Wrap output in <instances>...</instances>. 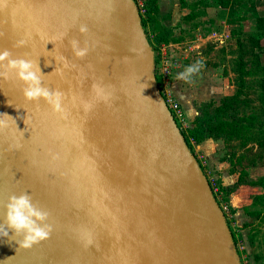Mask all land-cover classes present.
Returning a JSON list of instances; mask_svg holds the SVG:
<instances>
[{
  "label": "water",
  "instance_id": "water-1",
  "mask_svg": "<svg viewBox=\"0 0 264 264\" xmlns=\"http://www.w3.org/2000/svg\"><path fill=\"white\" fill-rule=\"evenodd\" d=\"M73 38L89 50L83 59L71 53ZM4 49L38 62L42 85L65 93L67 115L26 100L14 73L0 78V115L15 121L0 117V223L7 197L28 192L53 226L30 249L8 229L0 264H242L157 87L135 0H0ZM94 84L111 93L107 102Z\"/></svg>",
  "mask_w": 264,
  "mask_h": 264
},
{
  "label": "rangeland",
  "instance_id": "rangeland-1",
  "mask_svg": "<svg viewBox=\"0 0 264 264\" xmlns=\"http://www.w3.org/2000/svg\"><path fill=\"white\" fill-rule=\"evenodd\" d=\"M135 1L139 7L144 3ZM155 1L157 22L170 32L167 42L160 43L155 52V73L162 80L157 87L180 103L184 115L178 119L180 127L189 129L184 106L191 109L194 122L199 110L208 106L213 113L234 95L237 102L228 110L229 120H242L250 127L236 137L226 134L192 144L218 198L221 200L220 186L233 189L227 203L221 200V207L235 234L241 263L264 264V154L256 142L264 133L262 91L256 85L262 74L251 62L257 54L264 65V28L257 20L264 19V0H250L244 16L236 6L222 8L217 0ZM257 37L259 47L253 48ZM240 61L246 62L243 87ZM188 67L197 71L187 80L178 79Z\"/></svg>",
  "mask_w": 264,
  "mask_h": 264
},
{
  "label": "clouds",
  "instance_id": "clouds-1",
  "mask_svg": "<svg viewBox=\"0 0 264 264\" xmlns=\"http://www.w3.org/2000/svg\"><path fill=\"white\" fill-rule=\"evenodd\" d=\"M78 31L86 33L88 28L86 25H81ZM25 43L24 40H20L14 46L21 47ZM68 43L73 56L83 59L88 54L87 46L81 47L79 40L73 38ZM62 59L66 61V58L62 57ZM64 67H68L67 62H65ZM195 71H197L195 67H188L177 78L187 80ZM12 73H14L15 80L22 83L21 91L26 100L31 102L43 100L50 106L53 113L62 116L67 115L64 107L65 93L60 90H50L42 85L44 75L38 66V62L24 58L14 59L11 52L4 49L0 51V78L7 80ZM92 87L99 99L105 102L110 99L111 93L105 92L102 86L94 84ZM84 106L86 110H89L92 105L84 102ZM0 117L10 116L3 114ZM11 119L13 120V118ZM6 126L7 122L0 119V130ZM4 209L3 222L0 223V237H8V229L12 230L13 236H22V239L16 240L18 247L22 249H30L34 244L49 238L53 230L52 224L46 222L49 220L50 213L41 208L37 202H34L30 193L22 192L19 195L8 196ZM86 243L91 244L92 241L89 239Z\"/></svg>",
  "mask_w": 264,
  "mask_h": 264
},
{
  "label": "trees",
  "instance_id": "trees-1",
  "mask_svg": "<svg viewBox=\"0 0 264 264\" xmlns=\"http://www.w3.org/2000/svg\"><path fill=\"white\" fill-rule=\"evenodd\" d=\"M222 8H228L230 5H246L250 2V0H217ZM158 11L157 3L155 0H144V12H140L141 14V21L144 27V30L147 34L148 40L152 45L154 51L156 52L158 49V45L160 43L167 42L169 31L161 27L156 19V14ZM258 22L260 23V28H264V19L259 17ZM157 27V28H154ZM150 28L153 33V38L150 37ZM259 39L258 37L254 39L253 48L259 47ZM261 52L264 53V48H261ZM245 54V53H244ZM252 63L256 64V68L259 69L262 76L257 80V87L262 91V96L259 98L260 102V111L264 115V65L261 64L259 56L256 54L251 61ZM245 61H240L239 63V70H240V79L242 83V87L245 84L243 81V75L245 73ZM157 83L160 84L162 82L161 77L156 76ZM239 93V92H238ZM237 93V94H238ZM236 95L233 97L224 100L222 105L216 107L213 110V113L208 112V106L204 107L202 110H199L198 115L194 120V127L191 129H183L181 128V132L185 137V140L189 146V148L193 151V144L194 141L196 144L203 142L207 138H218L221 136H229L236 137L239 136L241 133L249 131L250 127L247 125H243L241 122L242 120H229V109H232L235 106L234 103L237 102L235 98ZM256 142L258 147L262 149L264 154V133H260L259 136L256 138ZM262 154V153H261ZM200 163V162H199ZM201 168L203 166L200 163ZM204 171V169H203ZM213 189V187H212ZM216 200L218 201L219 205L221 206V200L228 202L229 195L233 192V189L229 186H220L218 190V194L221 195V200L218 198L217 193L213 190ZM228 225L231 229L232 236L234 242L236 244L235 234L231 228L229 221L227 220ZM237 248V246H236ZM238 250V249H237ZM238 254L241 259V254L238 250Z\"/></svg>",
  "mask_w": 264,
  "mask_h": 264
},
{
  "label": "built area",
  "instance_id": "built-area-1",
  "mask_svg": "<svg viewBox=\"0 0 264 264\" xmlns=\"http://www.w3.org/2000/svg\"><path fill=\"white\" fill-rule=\"evenodd\" d=\"M136 4H137L140 12H142V9H144V3L141 4V7H139L137 1H136ZM164 75L165 76L167 75V71L164 72ZM164 99H165V102L168 105L170 111L172 112L176 122L178 123L179 118H184L182 107H181L180 103H178L175 99H173V97L169 98V97L164 96ZM179 127H180V125H179ZM209 182H210V180H209ZM210 184H211V182H210ZM211 187H213L212 184H211ZM212 190H214V188Z\"/></svg>",
  "mask_w": 264,
  "mask_h": 264
},
{
  "label": "crops",
  "instance_id": "crops-1",
  "mask_svg": "<svg viewBox=\"0 0 264 264\" xmlns=\"http://www.w3.org/2000/svg\"><path fill=\"white\" fill-rule=\"evenodd\" d=\"M248 5L249 4H246V5H234V6H236L235 8V10L236 11H238V12H240L241 14H243V16L245 15L244 14V11H246V10H248ZM242 16V15H241ZM176 96V95H175ZM178 96V98L180 99V95L178 94L177 95ZM184 106V105H183ZM184 108H185V111H186V116H187V118H189L188 119V121H187V124L189 125V129L190 128H193L194 127V122H193V119H191V116H193L192 115V111H191V109L190 108H188V107H186V106H184ZM183 108V109H184ZM207 142H209V141H207ZM206 142V143H207ZM198 145V144H197Z\"/></svg>",
  "mask_w": 264,
  "mask_h": 264
},
{
  "label": "bare ground",
  "instance_id": "bare-ground-1",
  "mask_svg": "<svg viewBox=\"0 0 264 264\" xmlns=\"http://www.w3.org/2000/svg\"><path fill=\"white\" fill-rule=\"evenodd\" d=\"M203 169V168H202Z\"/></svg>",
  "mask_w": 264,
  "mask_h": 264
}]
</instances>
